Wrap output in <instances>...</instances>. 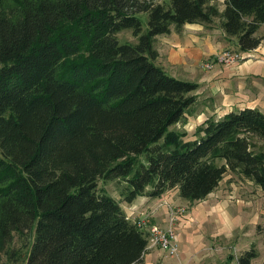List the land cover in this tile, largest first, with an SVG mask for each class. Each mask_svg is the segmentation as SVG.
<instances>
[{
  "label": "trees",
  "instance_id": "trees-1",
  "mask_svg": "<svg viewBox=\"0 0 264 264\" xmlns=\"http://www.w3.org/2000/svg\"><path fill=\"white\" fill-rule=\"evenodd\" d=\"M209 2L0 0V259L16 257L14 233L31 232L26 264H138L148 233L100 179L122 178L124 202L175 186L194 202L227 171L264 189L260 110L208 117L191 140L171 128L197 83L155 62L156 35L217 19L240 50L261 41L264 0H225L221 12ZM124 29L134 43L119 41ZM257 255L252 244L236 264Z\"/></svg>",
  "mask_w": 264,
  "mask_h": 264
},
{
  "label": "crops",
  "instance_id": "crops-1",
  "mask_svg": "<svg viewBox=\"0 0 264 264\" xmlns=\"http://www.w3.org/2000/svg\"><path fill=\"white\" fill-rule=\"evenodd\" d=\"M209 1L223 11L225 0ZM257 32L261 41L244 51V59L232 65L215 64L211 69H203L202 61L226 48L238 49L235 37L226 36L217 19L210 26L185 23L179 31L172 25L168 33L154 37L155 62L171 76L197 83L190 111L184 120L171 126L184 131L185 140L194 139V130L208 117L219 119L246 107L264 113V23ZM233 175L244 181L222 183L223 176L212 192L194 202L182 198L178 186L156 198L138 196L122 202L126 215L141 217V211H145L150 221L160 226L167 224L166 204L186 206V214L175 222L178 253L169 257L159 248L148 246L138 264H235L240 253L252 244L258 249L252 262L260 264L264 232H257L256 226L264 223V189Z\"/></svg>",
  "mask_w": 264,
  "mask_h": 264
},
{
  "label": "built area",
  "instance_id": "built-area-1",
  "mask_svg": "<svg viewBox=\"0 0 264 264\" xmlns=\"http://www.w3.org/2000/svg\"><path fill=\"white\" fill-rule=\"evenodd\" d=\"M245 57L244 51L239 48L229 47L202 61L201 67L203 69H211L215 64L232 65L239 63ZM185 214V207H176L169 218V226L166 227L152 223L149 214L146 213H143L141 217H136L138 219L133 218L132 220L138 227L147 231V247L155 246L164 255L173 257L178 253L177 233L174 223L179 216H184ZM127 216L130 217L131 215Z\"/></svg>",
  "mask_w": 264,
  "mask_h": 264
},
{
  "label": "rangeland",
  "instance_id": "rangeland-1",
  "mask_svg": "<svg viewBox=\"0 0 264 264\" xmlns=\"http://www.w3.org/2000/svg\"><path fill=\"white\" fill-rule=\"evenodd\" d=\"M139 16H140V19L142 21L143 30H145L147 28V14L142 13ZM118 39L121 43H123V42H130V43L133 42L134 43L135 42V38L131 34V31L127 30V29H124V30H121L120 32H118ZM142 158H143V156H140V159H142ZM230 180L244 181L243 179H240V178L234 176L233 174H231V176H229V171H227L224 174V179H223L222 183H228ZM124 186H125V181L122 178H115V179H100L98 181L97 187H98L99 191H104V192L108 193L112 197L120 200V202L122 203L124 201H122L120 198V191L124 188ZM178 206L186 208V206H182V205L166 204L167 212H168V220H167V224L165 226L163 225L162 227L169 226V223H170L169 218L171 217L173 210ZM143 213L148 214L145 211H141L140 214L143 215ZM134 219H138V218L134 217ZM174 226H175V223H174ZM23 233L24 234L14 233L12 241H11L10 251H14L16 253V257L15 258H12L13 256L7 257L4 254L1 256L0 264H26V253H27V250L29 249L30 243L32 241L33 233H31V232H23ZM256 243L259 244L260 240L257 239ZM234 263H235V261H234Z\"/></svg>",
  "mask_w": 264,
  "mask_h": 264
}]
</instances>
